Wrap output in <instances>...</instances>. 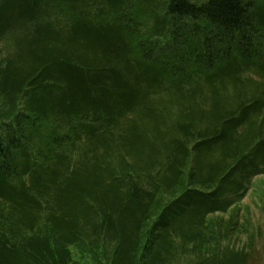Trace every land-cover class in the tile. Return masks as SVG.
Here are the masks:
<instances>
[{"label":"trees","instance_id":"1","mask_svg":"<svg viewBox=\"0 0 264 264\" xmlns=\"http://www.w3.org/2000/svg\"><path fill=\"white\" fill-rule=\"evenodd\" d=\"M263 175L264 0H0V264H248Z\"/></svg>","mask_w":264,"mask_h":264},{"label":"rangeland","instance_id":"2","mask_svg":"<svg viewBox=\"0 0 264 264\" xmlns=\"http://www.w3.org/2000/svg\"><path fill=\"white\" fill-rule=\"evenodd\" d=\"M257 179L254 181H260L259 185L264 188V175ZM241 205L240 223L246 226L240 227V230L233 234L231 245L245 247L250 251L248 264H264V197H255L251 192L243 199ZM246 206L249 211L244 209ZM224 217L227 219L229 214Z\"/></svg>","mask_w":264,"mask_h":264}]
</instances>
